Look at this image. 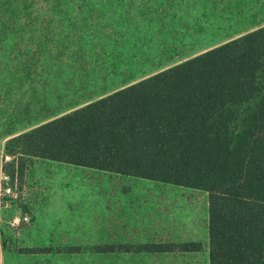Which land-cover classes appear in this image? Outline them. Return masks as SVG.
I'll list each match as a JSON object with an SVG mask.
<instances>
[{"label":"rangeland","instance_id":"rangeland-1","mask_svg":"<svg viewBox=\"0 0 264 264\" xmlns=\"http://www.w3.org/2000/svg\"><path fill=\"white\" fill-rule=\"evenodd\" d=\"M263 18L264 0H0V165L13 162L4 145L17 133L148 75L142 68L203 52ZM21 163L23 176L6 179L0 169L2 241L21 258L111 264L108 258L147 250L120 248L136 241L139 226L123 224L133 236L121 238L116 198L163 188L194 193L198 204L207 197L196 188L57 161ZM170 211L164 213L172 217ZM157 240L151 250L180 251L168 238Z\"/></svg>","mask_w":264,"mask_h":264},{"label":"trees","instance_id":"trees-1","mask_svg":"<svg viewBox=\"0 0 264 264\" xmlns=\"http://www.w3.org/2000/svg\"><path fill=\"white\" fill-rule=\"evenodd\" d=\"M4 154L6 179L38 158L205 191L209 264H264V27L11 137Z\"/></svg>","mask_w":264,"mask_h":264},{"label":"crops","instance_id":"crops-1","mask_svg":"<svg viewBox=\"0 0 264 264\" xmlns=\"http://www.w3.org/2000/svg\"><path fill=\"white\" fill-rule=\"evenodd\" d=\"M260 27H264V18L260 20L258 23H256L255 27L251 29L248 27L249 29H241L237 32H234L232 30L233 28H231L232 31L229 32V36L225 38L224 42L218 45L237 39L238 37ZM213 47H210L207 50ZM200 53L202 52L189 56L188 58L181 59L163 68H149V69L142 68L140 72L148 73V75L138 79H134V81L131 82L129 81L126 84L117 87L113 91L107 92L102 96H99L93 100L85 101L79 104V106L77 107L66 109L57 115L47 117L44 119V123L56 119L58 117H61L86 104L94 102L118 90L128 87L144 78H147L155 73L168 69L169 67L181 63ZM21 133L23 132H19L16 135ZM2 166L3 165L1 164L0 165L1 172H2ZM78 167H82V166H78ZM102 172H108V171H102ZM109 173H114V172H109ZM114 174L116 175L115 177L117 176L119 177L122 175L118 173H114ZM126 176L134 179H141L144 181H156L151 179L134 177L130 175H126ZM180 187L184 188L183 186ZM157 189H161V188L158 187ZM134 211H137L138 218L137 221L133 222ZM169 211L171 212L170 214L172 217H168L164 213V212L168 213ZM114 213L119 217V226L117 228V232L120 234L121 238L128 239V235L133 236L132 234H128V231L126 230L122 231L123 224L126 226L125 229L127 230L133 223H137L139 226L137 232L138 237L136 241H126L125 242L126 244L120 245V248L126 247L131 249L135 245H139L141 249H147V250L146 251L141 250L135 254L125 252L124 256L118 255L113 258H108L107 261H110L111 264H209L208 194L206 197V201L202 202L201 204H198V199L196 194L191 192L190 193L182 192L181 190H176L175 188L172 189L163 188L161 192H151L142 195H136L133 194L132 192H128L122 194L120 197L115 199ZM158 238H168L171 243L175 245L180 244L178 245V247L186 243L196 244L198 246V249L193 251H182L181 249L180 251H173L172 249L173 247H168V248H163L160 251L151 250L154 248V246H157L158 243L157 241H159L157 240ZM130 240L133 239L131 238ZM59 260L72 261L73 259L72 258L64 259L57 257L21 258L14 256L11 252L7 250L5 243L2 241V235L0 231V264H58Z\"/></svg>","mask_w":264,"mask_h":264},{"label":"built area","instance_id":"built-area-1","mask_svg":"<svg viewBox=\"0 0 264 264\" xmlns=\"http://www.w3.org/2000/svg\"><path fill=\"white\" fill-rule=\"evenodd\" d=\"M5 191L8 193V192H10V189H6Z\"/></svg>","mask_w":264,"mask_h":264}]
</instances>
